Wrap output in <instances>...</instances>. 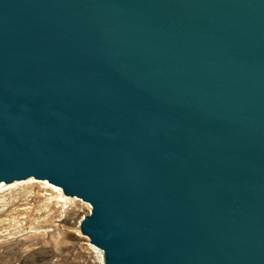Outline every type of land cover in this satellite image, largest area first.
<instances>
[{
    "label": "water",
    "instance_id": "obj_1",
    "mask_svg": "<svg viewBox=\"0 0 264 264\" xmlns=\"http://www.w3.org/2000/svg\"><path fill=\"white\" fill-rule=\"evenodd\" d=\"M29 178L103 264H264V0H0V183Z\"/></svg>",
    "mask_w": 264,
    "mask_h": 264
},
{
    "label": "rangeland",
    "instance_id": "obj_2",
    "mask_svg": "<svg viewBox=\"0 0 264 264\" xmlns=\"http://www.w3.org/2000/svg\"><path fill=\"white\" fill-rule=\"evenodd\" d=\"M37 192L34 185L35 198L28 205H23L21 194L4 197L6 203L17 201L0 213V264H100L88 238L79 232L81 220L91 210L88 203L75 198L70 207L43 208L49 193Z\"/></svg>",
    "mask_w": 264,
    "mask_h": 264
},
{
    "label": "bare ground",
    "instance_id": "obj_3",
    "mask_svg": "<svg viewBox=\"0 0 264 264\" xmlns=\"http://www.w3.org/2000/svg\"><path fill=\"white\" fill-rule=\"evenodd\" d=\"M36 185L38 188V192H47L49 193L50 198L46 199L47 203L43 208L50 207V204H55L60 208L70 207L75 203L76 197H70L63 194L60 187L50 184L46 180H35L34 178H29L23 181H14L10 184L0 183V213L2 210L7 208L9 205H14L16 203L17 198L11 199L8 203H6V199L4 198L6 195H11L12 193L21 194L23 197L22 202L23 205H28V202L35 198V194H32V189ZM6 193V194H5ZM88 208V212L91 209L90 205L86 204ZM24 210H26L24 208ZM91 211V210H90ZM15 221V220H13ZM18 223V222H17ZM15 222V224H17ZM80 232V231H79ZM90 250L94 251L97 254V260L100 264H103V254L102 252L94 247L93 245H89Z\"/></svg>",
    "mask_w": 264,
    "mask_h": 264
}]
</instances>
